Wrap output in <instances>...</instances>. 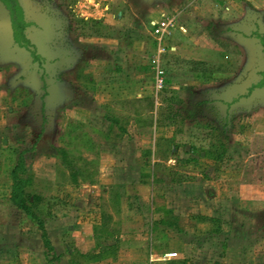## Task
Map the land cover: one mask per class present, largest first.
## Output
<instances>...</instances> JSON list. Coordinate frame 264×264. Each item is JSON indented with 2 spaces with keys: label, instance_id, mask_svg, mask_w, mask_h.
Listing matches in <instances>:
<instances>
[{
  "label": "rangeland",
  "instance_id": "obj_1",
  "mask_svg": "<svg viewBox=\"0 0 264 264\" xmlns=\"http://www.w3.org/2000/svg\"><path fill=\"white\" fill-rule=\"evenodd\" d=\"M16 1L27 23L29 44L19 46L13 41L9 12L0 0V194L10 179L16 152H24L25 159L27 152L40 145L39 151L56 161L55 176L52 180L34 179L31 191L44 197L46 216L75 210L81 213L78 218L94 226L87 243L89 253H110L115 264H149L151 249L156 258L168 252L177 254L153 264H264V91L252 89L263 65L261 53L259 59L252 55L240 62L231 59L234 51L228 56H211L213 62L208 66L197 64L194 68L203 78L190 75V66L179 56L162 53L165 88L155 93L154 56L145 84L136 91L142 89L146 97L123 101L119 92L104 93L98 91L96 82L85 81L89 76L79 68L85 56L78 52L79 46H73L78 33L82 38L89 34L109 37L101 20L73 17L58 3L61 0ZM63 1L78 15L88 9L81 5L83 0ZM193 1L194 6L182 4L183 9L202 17L198 25H203L206 36L213 35L234 49L237 37L225 30L220 19L223 9ZM234 4L239 8L233 7L236 10L230 13L242 10L252 17L255 26H250L249 32L260 48L255 31L257 23L264 21V0H234ZM65 91L77 99L88 92L90 100L85 103L92 109V126L73 128L75 124L61 116ZM115 122L126 132L120 133ZM213 124L225 125L227 150L220 162L205 156L216 142L215 135L220 137L209 128ZM56 149L66 151L67 157L63 159ZM170 158L174 162L167 161ZM126 159L130 170L125 168ZM136 166H140L137 172ZM108 169L112 171L106 174L108 180L100 179ZM139 180L148 182L143 190L136 188ZM95 182L96 188H92ZM156 185L157 194L152 196L149 188ZM145 205L155 208L157 218L166 224L173 222L164 212L168 207L182 218L174 229L160 224L152 236L148 225L140 233H121L123 207L141 212ZM107 212L113 214L114 221L103 224ZM200 218L212 221L203 223ZM44 253L50 261L52 255ZM72 255L77 264H91L87 262L91 255ZM67 261L62 264H70Z\"/></svg>",
  "mask_w": 264,
  "mask_h": 264
},
{
  "label": "crops",
  "instance_id": "obj_2",
  "mask_svg": "<svg viewBox=\"0 0 264 264\" xmlns=\"http://www.w3.org/2000/svg\"><path fill=\"white\" fill-rule=\"evenodd\" d=\"M202 1L210 2L208 0ZM193 2V0H83L81 5L88 9L83 10L81 15H78L79 13L75 14V10H71L72 7L64 5L63 0L58 3L63 4V8L71 13L73 17L81 16L86 21H89V17L94 20H101L104 28L108 29L110 35L107 38L95 34H89L86 38H82L78 36L80 33L74 36L73 46H79L78 52L85 56L83 57L85 59L80 62L79 68L83 74L89 76L88 79L85 78L87 83L94 85L96 82L98 84V91H105L104 93L108 91L111 94L119 92L118 95L123 98V101H130L146 97V95H142V89L140 92L136 91H139L141 86L145 84L144 76L149 69V61L158 53V42L152 36L151 28H148V25L159 20L162 14L174 17L176 23L175 28L163 39V54L166 52L164 56L176 55L181 60H185L184 62L190 66L189 74H194L195 78H203L204 76L199 75L194 70L195 66L197 67L199 64L208 66L213 62L211 56L222 57L223 54L228 56L234 51L235 56L232 53L231 59L233 58L232 60H237V62L245 59L250 60L252 55L257 59L260 58V48L255 45L251 38L253 34L249 32V27L255 26L254 23L250 22L251 16L246 15L247 11L243 12L242 10L240 14L230 13L233 7H238L234 4V0H220L214 3L223 9V11L220 10V19L223 26H225V30L231 36L237 37L234 39V49L228 48L225 42L223 43L211 34L209 37L206 36L202 31L203 25H198L201 23L202 17L199 15L196 18L198 14L195 11L186 12L184 10L186 8L183 5L188 6L191 4V6H194ZM88 3L96 9L90 8L87 5ZM122 5L123 11L120 10ZM239 22L243 24L238 26ZM204 29L209 31L208 27ZM255 32L264 36V21L263 23H257V31ZM114 35H118V37ZM238 52L241 53L239 56L236 55L239 54ZM149 56H151V59ZM159 57L161 58V54ZM95 65L98 67H95ZM161 66L163 65L161 64ZM94 69L95 71H93ZM96 69H99V71ZM87 71L90 75L85 73ZM255 91H264V88ZM79 93L81 94V92ZM62 97L60 114L63 118L66 117L75 124L73 128L77 125H81V127L92 126V109L89 104L85 103L88 99L90 100L88 92H82L77 99L78 96L70 97V94L65 91ZM109 123L113 124L112 120ZM118 129L120 133H123L121 126ZM122 144L123 141L121 146ZM38 147L40 145H37L33 152L25 154V166L35 179L52 180L55 176L54 166L56 161L53 157L41 153ZM167 161L174 162L172 158ZM155 162L156 160L153 161V164ZM125 163L127 165L125 168L130 170V164H128L130 161L126 159ZM135 169L137 172L140 170V166H136ZM109 171L111 169L106 170L105 176H100V179L108 180L106 174L110 173ZM121 175L123 178V174ZM150 176L153 184L154 173H151ZM124 177L126 178L125 175ZM8 180L4 185L6 188H4V194H0V264H62L67 260L70 264H77L75 263L76 260L72 259V254L79 258L91 255V258L87 260L91 264H115L111 261L113 259L110 253L102 254L103 256H100L103 251L94 255L89 253L87 243L91 240L94 226L83 221V218H78L77 215H80V212L77 213L75 210L67 209L55 211L54 216L48 215L45 217V229L53 247V252L50 254L55 257L54 261H51L52 258L50 261L46 260L45 248L39 232L36 228H33L30 219L10 201L11 177ZM96 182L91 184L92 188H96ZM145 185H148V182L139 180L136 183V188L137 190H143L146 187ZM157 188L158 185L155 187L150 186L149 191L152 192V196L157 194ZM117 196H119V199L122 198L123 191ZM172 209L168 207L165 210L172 211ZM118 213L117 210L116 215L119 216ZM156 215L158 213L152 206L145 205L144 209L141 208V212L137 210L135 212L134 210L129 211V208L125 209L123 207V217L120 219L121 233H124V230L130 233H140L142 228L148 225L150 236H152V233L158 231L160 227L157 223L161 219L160 217L157 218ZM172 215L177 219L179 218V220L182 218L176 209H173ZM145 216H149L150 219L147 220ZM103 220V224H106L105 221H114L113 214L111 212L105 213ZM179 220H177V223H179ZM157 226L158 229H156ZM165 227L168 230L174 229V227ZM68 242H72V244L69 245ZM72 246L75 253L72 251ZM67 249L68 251H66ZM150 256L156 258L153 249L148 254V263L153 264L154 262H149Z\"/></svg>",
  "mask_w": 264,
  "mask_h": 264
},
{
  "label": "trees",
  "instance_id": "obj_3",
  "mask_svg": "<svg viewBox=\"0 0 264 264\" xmlns=\"http://www.w3.org/2000/svg\"><path fill=\"white\" fill-rule=\"evenodd\" d=\"M6 5V8L9 12V20L10 26L12 29V39L19 46L28 45L29 41L25 34V29L27 27L26 20L24 18L23 10L18 4L16 0H1ZM98 22V21H94ZM100 23V22H98ZM257 39L260 43V53L261 60L263 62L262 67L257 72V80L252 85V89H262L264 88V36L257 34ZM181 102V101H180ZM182 103V102H181ZM113 123V122H112ZM116 124V122L114 123ZM225 125L218 127V125H210V129L216 134L219 133L220 137L215 135V144H211L210 148L205 152L206 158L212 160L214 162H220L227 150V144L224 140H226V136L224 133ZM126 131L123 130V133ZM225 136V137H224ZM57 153L61 154L62 158L65 159L67 157V152L62 149H56ZM149 151H146L145 154H149ZM16 162L11 169L10 177H11V186H10V201L11 203L19 208L29 219L32 225L37 229L40 234V238L45 248L47 254L53 252V247L51 246L50 240L48 238V234L45 229L44 220L46 217V213L44 212L45 208L43 204H45V199L42 195L37 192L31 191L32 181H34V176L30 173L25 166L24 152H16ZM71 162L67 161L70 165ZM74 178V177H73ZM165 213L170 216L173 222L166 224L164 221H158L157 225L163 224L164 226L169 227H177V217L172 215V211L165 210ZM202 220H207L209 222L212 219L200 218ZM158 229V226L157 228ZM155 230V229H153ZM103 252L100 256H103ZM81 256V255H80ZM52 258H55L53 255ZM83 258H88L89 256H82ZM168 264H177L173 261Z\"/></svg>",
  "mask_w": 264,
  "mask_h": 264
},
{
  "label": "built area",
  "instance_id": "obj_4",
  "mask_svg": "<svg viewBox=\"0 0 264 264\" xmlns=\"http://www.w3.org/2000/svg\"><path fill=\"white\" fill-rule=\"evenodd\" d=\"M210 2L216 3L220 0H208ZM151 33L154 35L158 42V53L152 61L151 69L153 72V87L155 93L161 92L166 85V73L162 69L160 63L159 55L164 52V48L162 46V42L165 36H168L173 28H175V18L162 14L161 18L157 21L151 22ZM177 256L176 253L168 252L163 255L161 258H153L152 256L149 257V262H156V261H165L174 259Z\"/></svg>",
  "mask_w": 264,
  "mask_h": 264
}]
</instances>
